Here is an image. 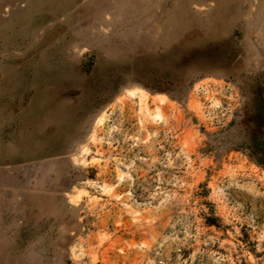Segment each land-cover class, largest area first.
I'll return each instance as SVG.
<instances>
[{
  "label": "rangeland",
  "instance_id": "rangeland-1",
  "mask_svg": "<svg viewBox=\"0 0 264 264\" xmlns=\"http://www.w3.org/2000/svg\"><path fill=\"white\" fill-rule=\"evenodd\" d=\"M0 264H264V0H0Z\"/></svg>",
  "mask_w": 264,
  "mask_h": 264
},
{
  "label": "bare ground",
  "instance_id": "bare-ground-1",
  "mask_svg": "<svg viewBox=\"0 0 264 264\" xmlns=\"http://www.w3.org/2000/svg\"><path fill=\"white\" fill-rule=\"evenodd\" d=\"M138 92H139V91H137V89H134V90L131 91L132 94H134V93H138ZM141 96H142V95H141ZM156 117H157V118H161V115L158 113V114L156 115ZM156 117H154V118H156Z\"/></svg>",
  "mask_w": 264,
  "mask_h": 264
}]
</instances>
